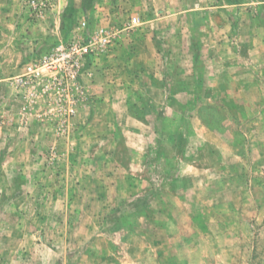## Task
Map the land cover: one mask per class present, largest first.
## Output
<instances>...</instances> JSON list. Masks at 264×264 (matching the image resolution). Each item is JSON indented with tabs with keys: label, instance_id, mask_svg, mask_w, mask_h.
Returning <instances> with one entry per match:
<instances>
[{
	"label": "rangeland",
	"instance_id": "obj_1",
	"mask_svg": "<svg viewBox=\"0 0 264 264\" xmlns=\"http://www.w3.org/2000/svg\"><path fill=\"white\" fill-rule=\"evenodd\" d=\"M4 1L0 31L49 33L7 81L48 142L0 264H264V0ZM71 44L91 49L55 81Z\"/></svg>",
	"mask_w": 264,
	"mask_h": 264
},
{
	"label": "crops",
	"instance_id": "obj_2",
	"mask_svg": "<svg viewBox=\"0 0 264 264\" xmlns=\"http://www.w3.org/2000/svg\"><path fill=\"white\" fill-rule=\"evenodd\" d=\"M60 2L62 7L65 0H60ZM174 3L180 4L184 8L189 5L186 0H174ZM186 4L188 5L186 6ZM200 5L201 4H198L196 6L203 7ZM5 6L6 2L1 0L0 8H4ZM183 12L187 14L189 9H184ZM188 16L189 15H183V13H174L167 18L172 21L176 20L175 23H178L181 19H187ZM206 18L209 19V16H206ZM160 19L166 18L163 17ZM158 20L150 22L155 24ZM16 35L17 34L11 31H0V199L2 200L0 202V209H3V207L8 204L9 200L15 198L12 192L18 191L20 187L16 182V178H22L27 184L36 181V178L42 174L41 171L40 173H36V178L34 179H30L28 176V178H26L23 175L25 174L24 169H30L31 171L39 170L43 162L39 154L45 149L43 144L48 142L46 140L47 131L43 129L41 124H38L37 120L35 121L36 117L33 115L34 113L31 114L26 109L28 100L24 96L16 95V90H14L7 81L8 77H11L12 74H18L24 70L21 56H24L25 59V57L33 53L35 49L41 48L42 46L40 45L43 43L40 39H47L49 33L45 30L40 36H36L32 32ZM19 35H25L24 39L29 38L32 45L19 47L18 44L14 42ZM129 41V46L127 45L118 50L123 53L127 51L129 56L136 59L137 65H140V59L137 56H140V31L135 33ZM119 51H117L115 55H118V53H120ZM130 63L134 62L132 61ZM6 87H8V89L10 88V90L12 89L13 92L11 91V94L7 93L5 90ZM24 104L26 105L25 107H23ZM23 152H28V155H24L23 158H21ZM21 170L23 172L20 174ZM22 193L23 192H19L17 195ZM28 197L31 196L28 195Z\"/></svg>",
	"mask_w": 264,
	"mask_h": 264
},
{
	"label": "built area",
	"instance_id": "obj_3",
	"mask_svg": "<svg viewBox=\"0 0 264 264\" xmlns=\"http://www.w3.org/2000/svg\"><path fill=\"white\" fill-rule=\"evenodd\" d=\"M48 1V0H46ZM133 23H137V19L133 20ZM101 42L110 43L109 37L102 38L100 40ZM91 46L88 47H80L74 44L69 47L61 46L59 47L56 52L51 57L50 61L45 65L49 70L53 68L56 70V77L54 80H59V77L57 76L60 72L69 70L70 74L72 75V79H74V72L77 68H79L80 60L84 54H88L90 52ZM36 78L39 76L37 72H34L33 74ZM64 77L61 78V82L64 81ZM63 85V84H61Z\"/></svg>",
	"mask_w": 264,
	"mask_h": 264
}]
</instances>
